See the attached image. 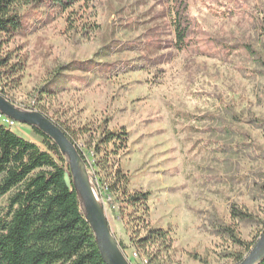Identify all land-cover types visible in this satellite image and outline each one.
<instances>
[{"label": "rangeland", "instance_id": "rangeland-1", "mask_svg": "<svg viewBox=\"0 0 264 264\" xmlns=\"http://www.w3.org/2000/svg\"><path fill=\"white\" fill-rule=\"evenodd\" d=\"M190 3L200 30L198 46L186 52L165 47L152 64L140 60L134 44L145 40L153 26L162 41L171 39L158 0H81L41 18L26 6L22 10L30 23L25 34H0V53L12 52V60L26 63L18 77L0 78V90L18 108L37 110L39 102L75 131L87 128L76 139L86 153L96 143L101 121L129 131L126 147L110 155L109 170L128 176L130 189L150 191L148 213L136 205L119 218L94 192L116 239L142 236L143 217L149 227L169 231L164 245L148 246L147 253L156 257L151 263L143 251L136 255V249L127 248L131 264H235L227 252L237 247L216 232L215 224H229L249 241L258 227L240 222L230 206L264 216V197L240 180L247 171L264 170V160L249 149H219L222 143L243 142L242 133L264 144V130L244 121L264 117V27L258 25L264 5L261 0ZM211 6L224 12L215 14ZM52 78L63 87L35 99ZM232 112L243 120L233 121ZM225 125L237 132L228 135L220 129ZM12 128L39 143L29 125L15 121ZM87 173L91 179L92 172Z\"/></svg>", "mask_w": 264, "mask_h": 264}, {"label": "trees", "instance_id": "trees-1", "mask_svg": "<svg viewBox=\"0 0 264 264\" xmlns=\"http://www.w3.org/2000/svg\"><path fill=\"white\" fill-rule=\"evenodd\" d=\"M79 1L81 0H0V34L12 38L25 34L30 21L23 12V7L28 6L29 11H33L34 15L39 14L38 18H41L44 14L48 16L64 11ZM158 1L162 3L161 14L169 26L171 39L162 41L158 37L157 26H153L145 32V40L134 44L135 49L142 54L140 60L149 61L151 64L158 61L155 59V53L165 47H170L176 52L196 48L200 33L196 27L197 22L195 24L191 17L190 0ZM261 2L264 5V0ZM39 7H44V12ZM211 7L215 14L217 10L224 12L221 7ZM260 13L262 16L258 25L263 28L264 7L260 9ZM243 46L250 55L255 54L249 44ZM12 59V52L0 53V78L3 75H15L16 78L25 69L24 59ZM68 78L73 80V85H77L74 78ZM56 79H48L38 89L34 98L40 100L51 96L63 87V84L59 85L60 80ZM0 93L7 97L2 90ZM36 109L56 123L74 144L86 169L92 172L91 180L95 190L106 200L114 215L124 218L130 213L127 209L136 205H141L144 213H148L147 201L150 191L130 189L128 176L120 170L110 174V155L113 151L126 147L128 142L129 131L124 125L110 127L107 120L101 121L97 128L99 132L96 143L86 153L77 146L76 139L86 133L87 128L81 126L75 131L49 115L47 109L39 102ZM227 109L231 110V105ZM231 117L233 121L243 120L234 112ZM5 119L11 121L0 113V264H107L85 218L79 195L72 182L67 157L60 152L53 139L37 127L29 126L39 138V143L16 132L12 124ZM244 121L264 130V117L252 115ZM220 129L228 135L237 132L235 127L229 125ZM241 135L245 139L243 142L222 143L219 145L220 151L230 153L233 149H249L255 157L264 160V144H257L247 133ZM66 173L71 181L70 186L65 182ZM240 180L264 197L263 169L247 171L240 176ZM230 212L240 222L252 223L258 227L255 237L246 241L242 240L229 224H215L216 232L227 236L237 247L227 252L237 264L244 259L263 232L264 216L259 217L247 207L242 209L236 205L230 206ZM141 221L144 222L145 232L142 236L130 237L129 242L118 238L117 241L124 254L127 248L133 247L136 249V255L143 251L151 263L156 257L147 253L148 246L158 242L164 245L169 240V231L161 227H149L144 217ZM257 264H264V258Z\"/></svg>", "mask_w": 264, "mask_h": 264}, {"label": "water", "instance_id": "water-1", "mask_svg": "<svg viewBox=\"0 0 264 264\" xmlns=\"http://www.w3.org/2000/svg\"><path fill=\"white\" fill-rule=\"evenodd\" d=\"M0 113L16 122L37 127L53 139L60 152L68 159L73 185L79 195L85 218L93 230L101 256L107 264H131L110 229L106 212L94 192V186L84 162L64 131L42 112L20 109L1 93ZM65 182L67 186H70L68 173L65 174ZM263 258L264 230L248 254L237 264H257Z\"/></svg>", "mask_w": 264, "mask_h": 264}, {"label": "built area", "instance_id": "built-area-1", "mask_svg": "<svg viewBox=\"0 0 264 264\" xmlns=\"http://www.w3.org/2000/svg\"><path fill=\"white\" fill-rule=\"evenodd\" d=\"M5 117H6V116H5ZM7 118H8V117H7ZM9 119H10V118H9ZM5 120H6V121H8V122H9L10 124H12V125H13V124H14V122H15V121H14V120H12V119H11V121H9V120H7V119H5Z\"/></svg>", "mask_w": 264, "mask_h": 264}]
</instances>
